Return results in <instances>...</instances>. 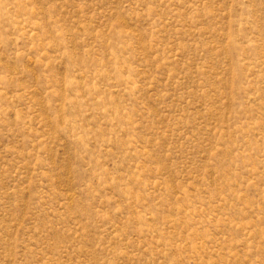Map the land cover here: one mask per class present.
Instances as JSON below:
<instances>
[{"label":"rangeland","instance_id":"374dc122","mask_svg":"<svg viewBox=\"0 0 264 264\" xmlns=\"http://www.w3.org/2000/svg\"><path fill=\"white\" fill-rule=\"evenodd\" d=\"M0 264H264V0H0Z\"/></svg>","mask_w":264,"mask_h":264}]
</instances>
